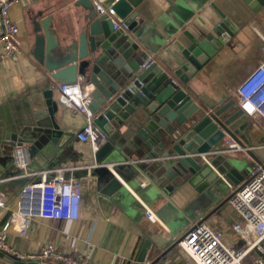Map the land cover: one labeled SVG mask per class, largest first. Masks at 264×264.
<instances>
[{"label": "crops", "instance_id": "0c3cea01", "mask_svg": "<svg viewBox=\"0 0 264 264\" xmlns=\"http://www.w3.org/2000/svg\"><path fill=\"white\" fill-rule=\"evenodd\" d=\"M73 1L20 0L11 7V17L20 27L23 47L21 54L0 61V194L10 203L14 202L18 190L33 177H18L21 170L11 156L13 149L5 143L6 135L31 128L39 116L49 123L53 120L61 130L68 133L78 130L84 122L80 112L61 100L57 92L60 83L31 54L34 34L30 15L49 7L48 12L54 13V26L59 36L63 37L68 30L72 33L74 28L76 10L71 7ZM97 1L102 4L108 2ZM146 1L150 16L162 8H170L172 21L197 37L207 34L220 19L212 4L229 12L238 22L240 27L236 35L217 50L209 63L194 76L192 84L194 93L198 95L205 92L217 101L223 95L225 99L219 106L229 100L234 101L222 116L236 111L238 105L235 88L263 58L261 40L257 33L264 34V5L252 14L241 0H170L173 1L172 5L167 0ZM151 42V47L145 50L154 53V60L161 62L162 58L174 63L169 55V51H174L170 42L163 40L158 33H153ZM115 80L122 82L123 78L117 77ZM41 94H45V97ZM46 103L49 107H56L51 116L47 113L41 115ZM98 112L93 114L98 115ZM131 118L142 123H149L150 119L146 112L132 113ZM126 129L121 127L120 132ZM236 136L235 140L226 138L225 142L212 145L209 151L243 153L249 162L253 161L250 156L254 154L264 164V121L258 117H247L246 125ZM133 137L135 140L138 138L137 135ZM136 142L127 146L130 154L126 157L117 154L114 158L111 154L100 164L88 146L78 143L73 137L59 159L52 156L53 159L44 164L54 163L69 168L82 166L73 170V175L82 182L79 217L72 221L35 219L26 235L8 233L7 240L26 251H35L43 244L54 241L60 248L85 253L93 264H145L150 259L164 260L168 264H194L177 246L176 241L194 224L206 222L214 231L221 233V241L226 246L238 247L240 238L232 225L239 220V216L228 199L246 179L237 185L225 181L219 191L211 188L197 192L191 189L174 195L172 199L156 200L149 192L150 185L140 184L139 175L140 178L148 177L147 172L156 168L158 162L171 158L164 155L170 146L164 145L163 151L151 158L144 156L145 151L138 145V140ZM70 144L73 149L81 150L82 154L77 156L78 151H70ZM29 158L31 168L37 169L39 162L36 152ZM120 160L125 163L120 167L118 165L117 175H112L111 171L117 168L114 164ZM168 161L160 167L162 171L170 165ZM113 176L120 181V188L112 195H103L100 193L102 187ZM142 205H147L155 212L165 230L158 231L146 224ZM9 213L8 209H0V227ZM151 228L160 237V243L154 240ZM10 263L0 257V264Z\"/></svg>", "mask_w": 264, "mask_h": 264}, {"label": "water", "instance_id": "95a60500", "mask_svg": "<svg viewBox=\"0 0 264 264\" xmlns=\"http://www.w3.org/2000/svg\"><path fill=\"white\" fill-rule=\"evenodd\" d=\"M241 1L252 14L264 5V0ZM146 4V0L116 1L112 5L115 12L112 18L128 28L115 30L112 18L107 14L99 15L92 0H74L71 3L76 10L74 28L63 37L54 26V13L48 12L50 8L39 9L30 15L34 34L31 54L56 82L68 83L80 78L94 85L91 110L99 111L94 123L108 137L104 148L106 155L126 157L130 154L127 146L137 140L145 151L144 156L151 158L160 154L164 145L170 146L164 155L171 158L158 162L159 166L147 172L146 184L150 185L148 189L154 199H172L191 189L219 191L225 181L239 184L249 178L247 174L255 164H262L261 160L251 154L253 161L249 162L243 153L209 151V147L221 142L225 134L237 139L236 135L246 125L247 116L239 108L222 116L233 100L219 106L225 99L223 95L217 101L205 92L194 93L192 87L194 76L236 35L238 22L229 12L212 4L220 19L207 34L197 37L172 21L170 8H162L150 16ZM153 33L172 44L174 51H169V55L174 63L161 58V62L154 60L142 67L149 53L145 48L151 47ZM117 77L123 78L122 82L115 80ZM41 95L45 97V94ZM42 109L41 115L51 116L56 111L55 106L49 107L47 103ZM141 112L148 114L149 123L131 118L132 113ZM207 125L216 128L215 136L205 130ZM120 126L126 127V131L120 132ZM38 133L43 137L61 135L62 139L50 141L55 147L52 156L58 159L62 150L58 144L73 135L61 130L53 120L49 123L39 116L34 126L7 134L4 140L12 149L25 147L30 157L40 140ZM136 135L135 140L133 136ZM187 137L191 140L185 144L182 139ZM166 160L170 165L162 171L160 167ZM116 167L115 172L119 170ZM29 168L33 169L30 165ZM120 186L118 178L113 176L100 193L112 195ZM146 241L150 242L149 239ZM1 256L13 264H40L37 260H15L4 252H0Z\"/></svg>", "mask_w": 264, "mask_h": 264}, {"label": "built area", "instance_id": "2783aa9c", "mask_svg": "<svg viewBox=\"0 0 264 264\" xmlns=\"http://www.w3.org/2000/svg\"><path fill=\"white\" fill-rule=\"evenodd\" d=\"M18 1L20 0H0V61L12 59L22 53L20 27L11 17V7ZM116 1L118 0H110L102 4L94 0L93 7L99 15L107 14L112 18L115 15L112 5ZM112 25L115 30L128 28V25L114 18ZM257 35L261 40L260 51L263 58L237 85L234 95L242 114L247 117H258L264 121V34L257 33ZM152 62H154L153 52L147 54L142 67ZM93 88L92 83H85L78 78L76 81L60 83L57 92L61 100L73 106L84 119L82 126L75 132L72 131L71 139L75 137L78 143L88 146L92 155L96 156L97 163L103 164L111 154L104 153L108 137L94 123L96 115L91 110ZM227 138L230 139L229 136ZM69 150L76 149L70 144ZM76 151L79 152L77 156L82 154L81 150ZM59 153L64 151L61 150ZM11 156L15 165L21 170L18 177L31 176L33 179L18 190L14 202L10 203L0 194V209L10 211L9 217L0 227V252L15 260H37L40 264H93L85 253L60 248L54 241L43 244L35 251H26L7 240L8 233L26 235L28 227L35 219L49 221L77 219L80 214L82 189L81 180L73 175V170L82 166L69 168L52 163L44 168L32 170L29 168L28 152L23 146L15 147ZM116 157L117 155L114 158ZM121 161L114 166L125 163ZM111 173L117 175L115 171ZM139 182L145 186L147 178H140L139 175ZM228 201L239 216V220L232 225L240 238L238 247L226 246L221 241V233L214 231L206 222L191 226L176 241L177 246L194 264H264V167L261 163L255 164L249 178L242 181ZM142 211L146 224L158 231L165 230L163 223L147 205H142ZM153 228H151L153 232L150 233L154 240L160 243L158 241L160 237L154 234ZM145 264H168V262L150 259Z\"/></svg>", "mask_w": 264, "mask_h": 264}, {"label": "bare ground", "instance_id": "6f19581e", "mask_svg": "<svg viewBox=\"0 0 264 264\" xmlns=\"http://www.w3.org/2000/svg\"><path fill=\"white\" fill-rule=\"evenodd\" d=\"M206 121H208V120H206ZM206 121H204V122H206ZM55 124H57V123H55ZM215 129L216 128H214V126L210 127V126L207 125L205 130L207 132H210L212 135L215 136V132H214ZM38 136H39L40 140H39V142H38V144H37V146L35 148L36 158H37V161L39 162V166L41 168H44L46 166V164H44V163H46L49 160L53 159L52 152H53V149L55 147L53 145H51L50 141L52 139H57V138L58 139H62V137L59 134H57L56 137H54V135H51V136L49 135V137H45V136L43 137L39 133H38ZM227 137H228V135L225 134L224 138L221 140V142L222 141L225 142L224 139L227 138ZM207 138H208V136H207ZM182 140L185 142V144H188V142L191 140V138L187 137V138L182 139ZM70 141H71V139L66 137V139H65V141L63 143L58 144V147H60L62 149V151H64L66 149L67 145L70 143ZM57 143H60V142L57 141ZM107 143H108V139H107V142L105 144H107ZM105 146H107V145H105Z\"/></svg>", "mask_w": 264, "mask_h": 264}, {"label": "rangeland", "instance_id": "374dc122", "mask_svg": "<svg viewBox=\"0 0 264 264\" xmlns=\"http://www.w3.org/2000/svg\"><path fill=\"white\" fill-rule=\"evenodd\" d=\"M240 27V26H239ZM238 105V104H237ZM108 139V138H107ZM262 162V161H261ZM252 173V171H250V172H248V174L247 175H250Z\"/></svg>", "mask_w": 264, "mask_h": 264}]
</instances>
